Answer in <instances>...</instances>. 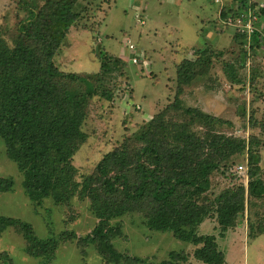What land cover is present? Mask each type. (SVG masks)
<instances>
[{
    "label": "rangeland",
    "instance_id": "obj_1",
    "mask_svg": "<svg viewBox=\"0 0 264 264\" xmlns=\"http://www.w3.org/2000/svg\"><path fill=\"white\" fill-rule=\"evenodd\" d=\"M48 1L60 0H0V46L13 49L22 28ZM224 1L231 8L244 2ZM252 1L264 4V0ZM75 11L79 19L58 49L54 63L60 72L77 77L70 93L87 102L82 130L88 138L73 158L77 181L83 182L95 174L104 155L131 143L159 114L169 122H183L201 136L218 134L244 140L246 144L251 137H257L262 144L260 175L264 179V45L249 49L245 39L236 37L232 28H225L220 20V6L214 0H78ZM136 11L145 16V26L136 23ZM261 27L264 29V17ZM127 39L144 50L150 68H144L142 62L132 63ZM200 49L213 52L210 72L179 91L178 67L185 60L195 62ZM105 54L112 56L113 62L119 61L117 69L103 61ZM102 63L109 67L105 73ZM228 64L234 65V73L242 80L240 84L231 83ZM96 86L112 93V99L93 96ZM177 98L185 108L200 110L224 123L203 125L191 120L171 107ZM137 105L141 110H137ZM241 109L246 111V122L239 118ZM226 164V174L216 172L211 176L206 202L213 203L226 189L247 187V157ZM0 177L13 183L10 191L0 192V216L30 224L41 241L57 242V248L48 256L35 257L29 254V242L18 227L3 228L0 264H5L2 258L10 264H128L110 259L98 242L81 240L91 235L99 223L87 193L60 204L52 196L33 201L23 185L24 174L8 156L1 137ZM263 212L264 202L252 199L242 224L234 230L222 235L212 213L199 226L198 233L216 236L225 264H258L264 258V243L253 246L247 241L248 222L256 224ZM110 224L121 231L112 239L114 249L146 261L140 264L171 261V252H185L188 258L179 264H204L194 258L195 245L180 241L172 232L149 229L142 211L129 212Z\"/></svg>",
    "mask_w": 264,
    "mask_h": 264
},
{
    "label": "trees",
    "instance_id": "obj_2",
    "mask_svg": "<svg viewBox=\"0 0 264 264\" xmlns=\"http://www.w3.org/2000/svg\"><path fill=\"white\" fill-rule=\"evenodd\" d=\"M77 1H48L22 28L13 49L0 46V137L8 156L24 174L23 185L28 195L36 202L52 196L60 204L87 193L99 223L91 235L81 240L98 242L100 249L115 262L146 263L114 249L112 239L121 231L110 224L129 212L142 211L152 231L172 232L180 241L195 245L194 258L199 262L225 264V254L216 236L200 235L198 228L213 213L224 235L242 224L252 199L264 202L260 140L251 137L246 144L244 140L218 134L201 136L183 122H169L159 114L131 143L104 155L95 174L83 182L77 181L73 158L88 138L82 130L87 102L70 93L77 77L60 72L54 63L58 49L79 19L75 11ZM247 2L244 0L242 4ZM260 15L262 20L264 10ZM235 35L247 42L246 36ZM263 45L264 34H256L249 49H261ZM196 57L195 62L185 60L179 65V91L210 72L213 52L200 49ZM112 59L105 54L103 61L111 63V69H117L119 61L115 63ZM108 64L102 63L103 73L109 70ZM227 67L231 70L227 73L231 83L240 84L242 80L234 73V65ZM93 93L112 99V93L104 88L96 86ZM172 105L203 125L213 121L224 123L200 110L185 108L178 98ZM239 118L246 122L244 109ZM241 157H247V187L226 189L213 203L206 202L211 176L216 172L226 174V163ZM12 184L0 177V192L10 191ZM6 227L20 229L29 242V254L35 257L48 256L57 248L56 241L39 240L30 224L0 216V231ZM248 231L249 239L264 234V212L256 224L248 222ZM170 257L171 261L163 264H179L188 258L185 252H171ZM2 259L10 264L8 259Z\"/></svg>",
    "mask_w": 264,
    "mask_h": 264
},
{
    "label": "built area",
    "instance_id": "obj_3",
    "mask_svg": "<svg viewBox=\"0 0 264 264\" xmlns=\"http://www.w3.org/2000/svg\"><path fill=\"white\" fill-rule=\"evenodd\" d=\"M216 5L220 6V20L226 26L225 28H232L234 33L244 35L247 37V42L250 47L252 38L256 34H264V29L261 27L260 12L264 10L263 3H255L248 0L246 4H241L239 7H228L224 0H214ZM136 23L143 27L146 25V18L139 11L135 13ZM127 49L132 54L131 61L138 65L142 62L144 68H150L151 63L146 58L144 50L139 49L131 39L126 41ZM137 110H141V106L137 105ZM244 166L239 169L244 170Z\"/></svg>",
    "mask_w": 264,
    "mask_h": 264
},
{
    "label": "crops",
    "instance_id": "obj_4",
    "mask_svg": "<svg viewBox=\"0 0 264 264\" xmlns=\"http://www.w3.org/2000/svg\"><path fill=\"white\" fill-rule=\"evenodd\" d=\"M218 16H219V14H218ZM219 19V18H218ZM221 48H222V46H221ZM248 236V235H247ZM264 234H262V235H260V236H258L257 238H255V239H249V238H247V241L249 242H251L252 243V245L253 246H256L257 244H263L264 243ZM256 248V247H255ZM258 250V249H257ZM247 264H249V263H247ZM258 264H264V258L263 259H261V260H259V263Z\"/></svg>",
    "mask_w": 264,
    "mask_h": 264
}]
</instances>
